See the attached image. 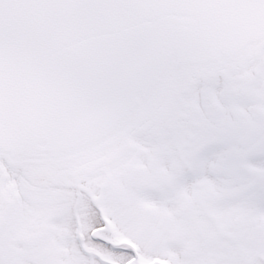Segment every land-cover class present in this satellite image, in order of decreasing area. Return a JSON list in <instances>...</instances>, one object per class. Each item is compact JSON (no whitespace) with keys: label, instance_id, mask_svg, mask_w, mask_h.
<instances>
[{"label":"snow or ice","instance_id":"1","mask_svg":"<svg viewBox=\"0 0 264 264\" xmlns=\"http://www.w3.org/2000/svg\"><path fill=\"white\" fill-rule=\"evenodd\" d=\"M0 264H264V0H0Z\"/></svg>","mask_w":264,"mask_h":264}]
</instances>
